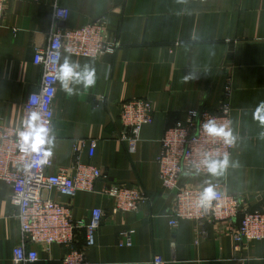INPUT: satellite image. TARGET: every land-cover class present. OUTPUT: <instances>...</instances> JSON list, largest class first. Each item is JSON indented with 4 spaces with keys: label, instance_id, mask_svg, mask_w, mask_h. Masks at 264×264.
Wrapping results in <instances>:
<instances>
[{
    "label": "crops",
    "instance_id": "obj_1",
    "mask_svg": "<svg viewBox=\"0 0 264 264\" xmlns=\"http://www.w3.org/2000/svg\"><path fill=\"white\" fill-rule=\"evenodd\" d=\"M55 1L69 11L61 27L103 17L119 42L113 53L96 58L66 52L60 57L59 68L66 57L81 69L89 65L95 83L87 89L72 84L69 94L57 78L45 174L71 166L74 144L83 163L102 171L92 190H76L72 197L54 188L42 191L67 204L73 219L87 220L94 207L103 211L94 244L86 246L79 230L73 246L84 248L89 264H151L156 254L166 264H264V240L236 245L232 227L241 215L234 223L179 219L169 225L174 193L161 186L155 161L164 130L189 109H218L229 82L234 152L218 175H183L180 183L201 186L219 179L226 192L245 200L246 209L264 211V123L254 118L264 101V0H8L0 28V122L8 126L19 125L27 96L39 86L33 48L47 42ZM132 98L148 99L153 119L129 152L118 137L119 113ZM113 183L137 186L147 200L135 210L114 212L113 199L103 193ZM10 194V186L0 182V264H15L12 249L21 239ZM127 231L132 244L120 245ZM27 247L38 253L27 264H61L66 251L59 244Z\"/></svg>",
    "mask_w": 264,
    "mask_h": 264
},
{
    "label": "built area",
    "instance_id": "obj_2",
    "mask_svg": "<svg viewBox=\"0 0 264 264\" xmlns=\"http://www.w3.org/2000/svg\"><path fill=\"white\" fill-rule=\"evenodd\" d=\"M7 1L0 0V28ZM68 14L66 7L58 5L56 1L53 3L47 42L44 46L33 48L32 62L41 68L39 86L27 96L18 126L0 122V182L11 188L9 200L14 206V217L21 237L12 249L15 264H27L38 259L37 250L28 248V243L45 248L51 244L63 245L66 251L61 264H89L84 248L73 246L74 239L76 233L83 230L84 244L93 245L95 231L104 215L101 208L94 207L87 220L73 219L67 204L42 195L44 189L54 188L60 194L72 197L76 190H92L94 181L102 176L99 167L80 160L76 144L73 146L75 155L71 166L60 168L50 175L45 174V169L51 164L50 156H45L43 152L25 153L20 147L19 133L26 130L33 113L39 116L36 123H43L49 129L51 138L53 100L61 53L96 58L103 53H113L119 47V42L110 37L103 17L76 28L61 27L60 23L67 19ZM230 91L228 82L218 109H189L184 118L168 126L160 138L155 161L161 186L174 193L169 207V225L176 226L179 219L234 223L241 215L238 224L232 227L234 240L239 246L246 241L264 240V211L246 209L245 200L239 194L226 192L219 179H208L201 186L180 183L183 175L208 176L210 173L204 164L207 158L223 161L227 156L228 160L234 152L236 138L232 134V107L228 100ZM152 119V106L146 98H132L121 104L119 120L122 129L118 137L126 143L129 152L135 149L141 127ZM209 120H214L217 127L231 131L230 142L205 132L203 125ZM79 144L83 146L85 141L81 140ZM94 148V141H89V156ZM209 185L213 186L216 197L209 207H204L199 203V197ZM103 193L113 199L114 212L135 210L147 200L141 188L122 183L110 184ZM131 232L124 233L120 245L132 244ZM166 263L157 254L151 259V264Z\"/></svg>",
    "mask_w": 264,
    "mask_h": 264
},
{
    "label": "clouds",
    "instance_id": "obj_3",
    "mask_svg": "<svg viewBox=\"0 0 264 264\" xmlns=\"http://www.w3.org/2000/svg\"><path fill=\"white\" fill-rule=\"evenodd\" d=\"M95 72L89 65L85 64L81 69L78 63L70 62L66 57L64 63L60 66L57 78L60 80L62 87L69 94L73 92L72 84H83L84 88L87 89L95 83ZM192 77H185V80L191 79ZM254 118L259 119L264 123V101H262L254 113ZM39 119L37 113H33L30 117L28 126L25 131L19 133L20 136V147L25 153H41L45 156L51 155L50 150H46L45 146L51 143L49 139V129L43 123H36ZM203 128L205 132L213 136H221L226 142H230L231 131H226L224 127H217L214 120H209L204 123ZM228 160L227 156L223 161L207 158L204 161L208 172L212 175H218L226 166ZM216 197V193L213 190V186L209 185L203 190L199 197V203L204 207H209L211 201Z\"/></svg>",
    "mask_w": 264,
    "mask_h": 264
}]
</instances>
